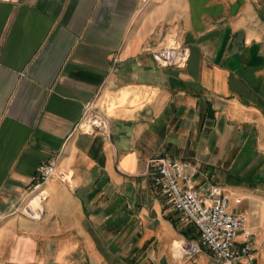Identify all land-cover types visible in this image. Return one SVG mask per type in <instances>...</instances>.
Returning a JSON list of instances; mask_svg holds the SVG:
<instances>
[{
	"label": "crops",
	"instance_id": "obj_1",
	"mask_svg": "<svg viewBox=\"0 0 264 264\" xmlns=\"http://www.w3.org/2000/svg\"><path fill=\"white\" fill-rule=\"evenodd\" d=\"M176 41L186 65L153 53ZM93 100L109 135L75 125ZM196 165L246 217L233 244L264 264V0H0V264H214L152 183L151 159ZM71 176L41 188L37 167Z\"/></svg>",
	"mask_w": 264,
	"mask_h": 264
},
{
	"label": "built area",
	"instance_id": "obj_2",
	"mask_svg": "<svg viewBox=\"0 0 264 264\" xmlns=\"http://www.w3.org/2000/svg\"><path fill=\"white\" fill-rule=\"evenodd\" d=\"M188 48L174 40L153 53L157 63L164 66L182 68L188 61ZM75 128L87 134L109 135L107 118L97 110L93 100L83 103L82 112ZM152 183L168 205L177 213L181 224L195 226L199 240L188 239L180 245L184 257H192L201 249L210 253L214 264H235L240 256L250 257V245L244 242L239 249L233 244L242 229L246 217L229 211L227 195L218 186H197L196 165L167 156L154 157ZM56 176L71 187V176L67 171H57L55 163L48 160L37 167L33 181L32 197L24 214L31 219H40L42 203L46 198L41 188L50 177Z\"/></svg>",
	"mask_w": 264,
	"mask_h": 264
}]
</instances>
